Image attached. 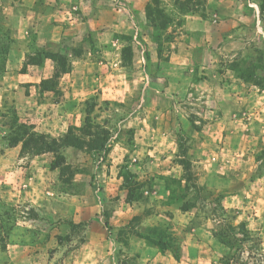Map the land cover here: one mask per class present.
Segmentation results:
<instances>
[{
    "label": "rangeland",
    "instance_id": "1",
    "mask_svg": "<svg viewBox=\"0 0 264 264\" xmlns=\"http://www.w3.org/2000/svg\"><path fill=\"white\" fill-rule=\"evenodd\" d=\"M108 1L119 28L76 44V93L61 84V40L18 45L0 4V264H185L194 218L230 241L194 264H264V0ZM191 41L210 45L201 61L179 47ZM32 64L45 76L36 83ZM143 124L155 132L134 130ZM23 127L58 143L70 127L83 144L33 154L12 144L29 137ZM102 137L105 155L88 149ZM159 146L169 172H142ZM226 192L241 193L237 206L223 205Z\"/></svg>",
    "mask_w": 264,
    "mask_h": 264
},
{
    "label": "crops",
    "instance_id": "2",
    "mask_svg": "<svg viewBox=\"0 0 264 264\" xmlns=\"http://www.w3.org/2000/svg\"><path fill=\"white\" fill-rule=\"evenodd\" d=\"M108 2V0H5L2 4L0 2V4L5 17L8 20L11 30L10 35L15 37V42L18 45L22 43V37L25 36L34 37V43L38 46L56 45L59 40H61V47L69 52L70 57L68 69L61 72L63 73L61 74V84H67V87L70 85L73 86L74 88H72V91H75L74 93H76V85L78 83L82 84V82H79L77 79L80 77H77V74L81 73L79 71L81 63L74 52L76 44H79L78 46L83 44V42L81 44V37L83 35L90 34L96 37L104 34L108 36L114 34V30L119 28L117 23L114 22L117 17L114 13L111 2ZM192 18L195 17L192 16ZM189 24H192V22H189ZM197 24H199L200 27H203L204 25H207V19L198 17ZM200 34L202 35L203 33ZM177 43L179 44L180 42ZM197 44L191 41L185 44V46L179 45L180 48H187V52L190 50L192 51L191 61L193 62L204 59L203 56L206 55L210 49V45L206 42ZM172 46L175 45L172 44ZM193 53L194 55L196 54L197 57H194ZM179 59L180 58L175 59V56L173 55L170 57L167 65L171 66L173 65V62H179ZM187 60L190 61V57L189 59H186V61ZM31 66V69L27 73L28 81L33 83L39 82L41 78H44L45 76H42V71H39V67L36 64H32ZM79 79H81V77ZM162 79L165 84H169V88L174 83L171 75L166 77L163 76ZM134 130L143 133L149 130L155 132L153 128L151 129V127L146 124L139 125L134 128ZM168 136L169 135L163 136V138L161 137L160 139H163L165 143L170 142ZM144 139H147L145 135L141 138L136 137L134 139L137 149L143 148L141 144L145 142ZM160 147L161 146L153 149V157L146 159V161L139 159V165H143L139 166L142 172H148L150 170L160 174H166L169 172L164 170L165 164L167 165V158H165V154L162 155L164 152ZM144 150H146V148H144ZM133 159L136 160L135 157ZM210 178L211 177L209 176L203 178V182L208 187L212 188L213 185H211ZM160 193H163V188H161ZM167 193L168 191H166V194ZM240 195L241 193L237 192L224 193V198L222 199L223 205L226 207L237 206ZM179 212L180 215L183 216L188 211L179 210ZM154 222L157 223V220H154ZM188 222H190V226L196 224V227L194 229L192 228L193 233L188 231L181 234L183 239L181 253L182 258L185 259L182 261L185 264L189 262L194 264L197 260H200L201 252H204L203 259L207 257L208 260H211L212 257H214L212 254V248L216 251V254H222L224 247L213 236V234H211L209 225L206 227L202 226L196 218L193 220L190 219ZM129 243L131 249H135V251L140 252L141 255H143V252H146L148 248L143 241L133 237H129ZM207 253L209 254L206 255ZM141 255L140 257L142 258Z\"/></svg>",
    "mask_w": 264,
    "mask_h": 264
},
{
    "label": "trees",
    "instance_id": "3",
    "mask_svg": "<svg viewBox=\"0 0 264 264\" xmlns=\"http://www.w3.org/2000/svg\"><path fill=\"white\" fill-rule=\"evenodd\" d=\"M22 131L24 134H28L29 137L28 138H24V137L23 138H17L16 137V138H14V141L12 144L16 145L18 142H22V147L24 148V147L29 146V148L32 150L33 154H39V153H43L46 151L57 152L58 148H60L61 146H72V147L81 148V146L83 144V141L70 131V127H69L68 132L64 136V140L60 143H58L56 139L45 138L41 133L37 134L35 131H32L31 133H29L28 128H25V127L22 128ZM35 134H36V136H35ZM106 141H107L106 137H102L101 139H98L94 143L89 144L88 149L93 150L95 152L102 153L105 155L109 150V146H108ZM129 200H130V198L128 199V201ZM215 201L217 202L216 208L218 209V211L222 215L221 220L226 221L227 220L226 208L223 207V205L221 204L219 197H216ZM180 209L183 211H186L188 209V205H187V207H180ZM234 218H235V216H234ZM226 227L232 228V225L228 223ZM234 227L243 228L244 224L238 223ZM158 229H161V228H158ZM213 235L222 244L227 245L230 242L229 239L226 238V235H224V233H222V232H214ZM245 235L247 236V234H245ZM154 244L157 245L160 249L164 248L162 246L161 242H157Z\"/></svg>",
    "mask_w": 264,
    "mask_h": 264
}]
</instances>
